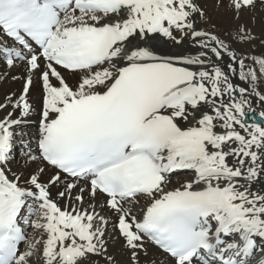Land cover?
<instances>
[{"label": "snow or ice", "instance_id": "snow-or-ice-1", "mask_svg": "<svg viewBox=\"0 0 264 264\" xmlns=\"http://www.w3.org/2000/svg\"><path fill=\"white\" fill-rule=\"evenodd\" d=\"M216 6L0 0V264H264V0Z\"/></svg>", "mask_w": 264, "mask_h": 264}, {"label": "bare ground", "instance_id": "bare-ground-1", "mask_svg": "<svg viewBox=\"0 0 264 264\" xmlns=\"http://www.w3.org/2000/svg\"><path fill=\"white\" fill-rule=\"evenodd\" d=\"M226 2V0H225ZM200 3L205 7L208 20L201 23V27H204L208 31L215 32L221 38L227 40L233 39V32L235 31V24L232 20L229 10L224 8H218L216 6L217 0H200ZM254 17V20L252 19ZM243 23L247 25L256 36V40L251 44L247 43H232V47L240 53H249L255 49L256 53L264 52V8H257L254 11L246 13L243 17ZM215 25V27H213ZM20 83L8 81L7 83H0V95H3L9 90H16L20 88ZM38 91L34 93V96H38ZM257 113L261 110L259 105H256ZM259 119V117H257ZM175 180V177L173 178ZM55 195V193H53ZM111 251L120 257L118 251V245L111 249Z\"/></svg>", "mask_w": 264, "mask_h": 264}]
</instances>
